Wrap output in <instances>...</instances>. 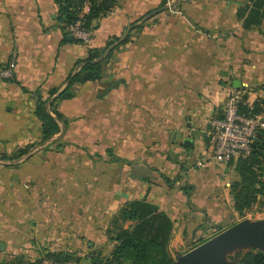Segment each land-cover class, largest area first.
<instances>
[{
	"label": "crops",
	"instance_id": "1",
	"mask_svg": "<svg viewBox=\"0 0 264 264\" xmlns=\"http://www.w3.org/2000/svg\"><path fill=\"white\" fill-rule=\"evenodd\" d=\"M171 1L118 0L92 21L85 45L68 38L56 0H0V72L16 53L14 78L0 73V264L63 252L78 264L110 257L114 220L132 200L171 217L170 250H190L241 215L230 188L236 161H197L213 149L211 119L229 90L249 106L263 94L264 29L244 27L238 11L249 0ZM128 35L101 79L57 101L68 120L54 137L63 146L38 144L35 93L47 99L58 89L50 103L89 49Z\"/></svg>",
	"mask_w": 264,
	"mask_h": 264
},
{
	"label": "trees",
	"instance_id": "2",
	"mask_svg": "<svg viewBox=\"0 0 264 264\" xmlns=\"http://www.w3.org/2000/svg\"><path fill=\"white\" fill-rule=\"evenodd\" d=\"M56 2L59 6V19L64 23L66 32L70 34L68 27L81 16L85 25L93 30L92 21L111 11L118 0H56ZM249 3L238 11L239 17L243 19L244 27L251 29L262 26L264 29V0H249ZM86 6L89 7L88 12L84 11ZM129 39L130 36L128 35L120 42V38H116L103 48L89 49L88 55L78 61V69L70 75L71 80L68 86L50 103L48 102L58 92V89H52L47 99H43L35 93L38 98L35 112L43 127V137L38 144L47 142L59 133L61 123L65 126L68 124V120L55 109L57 101L70 98L72 96L71 88L74 84L101 79L105 65L116 46ZM116 42L119 43L116 44ZM255 105L257 107L258 103ZM241 108L246 113H259L255 108L250 109L244 100L241 103ZM52 111L55 112V115ZM59 140L55 141L58 148L63 146ZM34 146L35 144H31L19 149L12 158H20ZM50 146L48 144L45 148ZM236 169L239 179L233 181L230 186L234 209L243 214L255 203L260 202L261 196L263 198L261 206L264 207V128L258 131L252 143L250 154L236 159ZM114 222L117 225L113 230L114 233H112L117 243L111 256L92 257L91 264H175L170 253L174 222L157 205L145 199L129 201L120 209ZM126 223L129 224L125 226ZM237 254L243 255L241 262L244 264H264V251L247 250ZM49 256L50 259L56 261H79L70 252ZM12 264H42V261L33 262L18 258Z\"/></svg>",
	"mask_w": 264,
	"mask_h": 264
},
{
	"label": "built area",
	"instance_id": "3",
	"mask_svg": "<svg viewBox=\"0 0 264 264\" xmlns=\"http://www.w3.org/2000/svg\"><path fill=\"white\" fill-rule=\"evenodd\" d=\"M171 0L168 3L171 4ZM73 38L85 45L91 42L93 30L85 25L82 16L68 27ZM16 53L12 55L9 64L1 70V76L6 79L14 78ZM243 101L242 91L231 88L228 92L221 116L211 119L213 149L197 161L202 166L206 159L228 165L239 157H246L252 150V143L260 129L264 128V112L246 113L241 108ZM42 264H78L75 261H56L46 258Z\"/></svg>",
	"mask_w": 264,
	"mask_h": 264
},
{
	"label": "water",
	"instance_id": "4",
	"mask_svg": "<svg viewBox=\"0 0 264 264\" xmlns=\"http://www.w3.org/2000/svg\"><path fill=\"white\" fill-rule=\"evenodd\" d=\"M68 38L72 39V35ZM188 142L190 140L185 144ZM258 229L256 223L241 221L190 249L175 264H229L222 259L225 248L257 241L260 238Z\"/></svg>",
	"mask_w": 264,
	"mask_h": 264
},
{
	"label": "rangeland",
	"instance_id": "5",
	"mask_svg": "<svg viewBox=\"0 0 264 264\" xmlns=\"http://www.w3.org/2000/svg\"><path fill=\"white\" fill-rule=\"evenodd\" d=\"M258 87H259L258 89L263 88V90H264V79H262V81L258 83ZM255 103H258L257 107H256ZM249 107H250V109L255 108L260 113L264 112V92L261 96H258V98L252 104V106H249ZM54 137L51 138L50 140H48V143L51 146L57 147V143H55V141L59 140V138L54 139ZM233 161H236V159ZM259 199H260L259 200L260 202L255 203L252 208L245 211L240 216L235 217L234 220H231L226 228L222 229V227H221V228H218L217 230H215L211 233L202 234L201 237H198L196 240L197 245L200 244V242H204L205 240L221 233L223 230H226L227 228L233 226L234 224H237V223H239L241 221H245V220H247V221L251 220V223L258 224V227H259L258 230L260 233L259 234L260 238L254 242H250V243L248 242L247 244L246 243L239 244V245H241V247L243 249L240 248L236 251L233 250L234 249L233 246L230 247L229 249L226 247L224 250L225 252H223L222 259L229 264H242L241 259H242L243 255L242 254L238 255L237 254L238 252H245L247 250L264 251V207L261 206V201L263 199L262 196ZM232 250L234 252H232ZM188 251H189L188 248L182 247L179 250L173 248V250H170V253H171V256L173 257L174 261L176 262V261H179L180 258Z\"/></svg>",
	"mask_w": 264,
	"mask_h": 264
}]
</instances>
